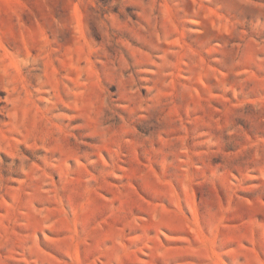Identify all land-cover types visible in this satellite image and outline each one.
<instances>
[{
  "label": "rangeland",
  "instance_id": "obj_1",
  "mask_svg": "<svg viewBox=\"0 0 264 264\" xmlns=\"http://www.w3.org/2000/svg\"><path fill=\"white\" fill-rule=\"evenodd\" d=\"M0 264H264V0H0Z\"/></svg>",
  "mask_w": 264,
  "mask_h": 264
}]
</instances>
